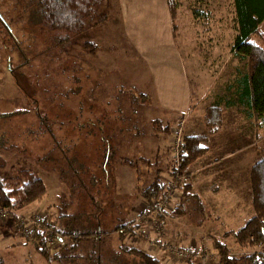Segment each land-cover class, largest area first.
<instances>
[{
  "label": "rangeland",
  "instance_id": "374dc122",
  "mask_svg": "<svg viewBox=\"0 0 264 264\" xmlns=\"http://www.w3.org/2000/svg\"><path fill=\"white\" fill-rule=\"evenodd\" d=\"M38 1L0 0L7 24L0 23V175H12L16 165L39 171L45 180L48 193L42 211L65 233L66 241L52 255L53 263L141 264L139 256L126 250L137 246L158 256L162 264H215L214 239L203 242L193 234L197 229L209 231L207 211L191 197L181 212H175L184 183H178L163 224L143 195L157 175L170 184L173 129L181 119L172 123L159 115L150 120L148 107L155 102L150 90L126 84L129 68L125 56L117 55L120 43L113 44L117 30L111 25L110 0L85 20L80 32L54 28L37 14ZM176 2L174 21L193 87L192 111L204 121L208 107L220 101L235 78L237 67L248 65L233 50L238 34L234 0ZM86 40L101 50L108 48L116 65L96 63L98 55L85 48ZM233 117L225 110L217 133L225 125L226 134L239 136L235 124L240 121ZM182 120L183 136L204 134L197 124L187 134ZM255 134L235 141L258 148L263 139L258 160L264 156V133L261 139ZM118 179L125 182L123 188ZM38 203L22 212L32 213ZM126 222L131 223L128 232L120 236L117 229ZM228 235L224 240L235 256L262 250L240 245L235 232ZM19 240L12 235L8 242ZM58 246L52 250L62 244ZM184 247L191 249L190 254L177 255L176 249ZM34 260L40 264L45 259L40 255L36 260L34 255Z\"/></svg>",
  "mask_w": 264,
  "mask_h": 264
},
{
  "label": "crops",
  "instance_id": "0c3cea01",
  "mask_svg": "<svg viewBox=\"0 0 264 264\" xmlns=\"http://www.w3.org/2000/svg\"><path fill=\"white\" fill-rule=\"evenodd\" d=\"M110 2V17L113 20L111 25L117 30V39L113 44L120 43L122 50L117 55L120 59L123 55L125 56L124 60L127 61L125 64L129 68L125 79L126 84H134L140 90H150L155 100L154 106L148 107L152 112L150 120L158 119L160 115L167 122L177 123L183 118L187 134L192 133L190 130H194L195 124L199 125L201 134L205 133L206 126L202 115L198 116L195 111H192L193 87L169 1L110 0ZM260 28L264 33V21ZM94 55H98L95 62L102 66L116 65V57L108 48L101 50L98 46ZM243 73L242 76L240 75L241 86L235 87L232 81L229 82L218 103L224 106L227 114L234 116V121H240L235 124L236 130L240 132L239 136L246 138L250 132H253L261 139L264 126L257 125L250 115L251 94L245 77L247 69ZM245 122H248L249 128ZM221 130L206 142L208 151L205 155L189 166V182L192 190L203 200V209L209 216V231L202 232L197 229L193 232L194 235L201 236L203 242L213 241L214 238L226 240L228 234L236 233L255 214L253 189L249 178L251 181V168L257 161V149L259 154L263 152L259 148L263 139L257 142L260 143L258 148H253L250 147L251 144L242 145L239 144L240 141H235V138L238 139L239 136L233 137L229 132L226 134L225 125ZM260 130L263 132L259 136ZM111 139L108 138V140ZM116 169V175H118V165ZM124 183L121 184L118 179L120 188L124 187ZM224 195L232 196L230 199H225ZM41 202L32 213L24 214L22 212L24 207L16 212L31 215L43 210L44 206ZM117 230L114 233H117ZM59 232L62 246L53 251L54 255L66 245L65 233L61 229ZM12 235H18L21 240L8 242ZM34 255L36 260H39L41 254L36 250L33 239L22 237L18 233L15 216H9L0 223V264L2 262L4 264H37ZM40 264L49 263L45 259Z\"/></svg>",
  "mask_w": 264,
  "mask_h": 264
},
{
  "label": "trees",
  "instance_id": "16d2710c",
  "mask_svg": "<svg viewBox=\"0 0 264 264\" xmlns=\"http://www.w3.org/2000/svg\"><path fill=\"white\" fill-rule=\"evenodd\" d=\"M103 1L39 0L37 14L49 20L56 29L80 32L86 27L85 20L97 12V9L103 5ZM168 1L174 20L177 15V2L176 0ZM234 5L238 34L233 43V50L237 56L248 60V66L247 68L244 66L237 67V74L231 81L235 87L241 86V76L244 74V70L247 69L245 77L246 82L249 83V92L251 94L250 115L257 125L263 127L264 33L260 26L264 21V0H234ZM106 7L108 8L109 4H106ZM95 23L98 22L95 21ZM255 37H258L262 42H258ZM84 46L91 53H95L98 48L97 44L91 40H86ZM243 80L245 81L244 76ZM144 96L146 97L147 95L145 94ZM224 111V106L219 103L210 105L204 116L206 132L202 135H187L184 137L185 154L181 156L180 173L189 176V166L208 151L206 142L210 140L211 135L220 130ZM42 118L47 120L44 116ZM11 170L13 173L10 176L3 177L0 175V206L7 207L12 214V211H17L37 201L40 202L46 197L48 187L38 171L16 165H13ZM174 171L176 172L177 170L174 169ZM251 184L255 214L244 227L236 232V237L240 245L244 247H260L262 250L243 256H235L225 240L214 238L213 245L218 252V260L215 264H264V156L258 159L251 168ZM168 188L169 184L163 180L161 175H157L155 180L143 190V195L147 199L148 204L152 206L155 198L162 196ZM191 197H195L197 202L202 207L204 206L201 197L193 192L190 182H187L182 188L179 207L175 209V212H181ZM152 211L156 212L161 224L166 221L169 215L167 210L153 209ZM130 224L126 222L119 226L120 236H125ZM57 230L59 232V229ZM31 239L38 241L36 250L49 264H53V250L48 246L47 238L42 231L37 230ZM126 250L139 256L142 261L141 264H162L158 256L145 249L130 246Z\"/></svg>",
  "mask_w": 264,
  "mask_h": 264
},
{
  "label": "built area",
  "instance_id": "2783aa9c",
  "mask_svg": "<svg viewBox=\"0 0 264 264\" xmlns=\"http://www.w3.org/2000/svg\"><path fill=\"white\" fill-rule=\"evenodd\" d=\"M181 125H177L174 130V137L172 141L173 152L175 155V162L173 164V168L177 171L172 174V179L170 180L169 189L159 198V200H154L152 204V208L154 210L161 211H169L172 209L171 201L174 199L175 194L177 193L175 190L178 187V183L186 184L189 182V178L186 174H182L179 172V168L182 163V155L185 154V140L183 136V120H180ZM151 209L148 210V212ZM16 217V223L18 227V233L22 237L32 238L37 230L42 231L44 236L47 238L48 246L52 249L58 248L60 244V234L58 232V227L56 226L55 221L49 217L44 211L40 210L31 215H23L19 214L16 211H12L7 207L0 206V223L3 222L9 216ZM156 220L152 219L150 222L154 224ZM35 244L37 245L38 241L33 239ZM177 255L190 254L191 249L188 247H184L183 249H176Z\"/></svg>",
  "mask_w": 264,
  "mask_h": 264
},
{
  "label": "flooded vegetation",
  "instance_id": "af4514ba",
  "mask_svg": "<svg viewBox=\"0 0 264 264\" xmlns=\"http://www.w3.org/2000/svg\"><path fill=\"white\" fill-rule=\"evenodd\" d=\"M0 23L2 24V23H4L5 25V27H6V21H5V18L1 15V12H0Z\"/></svg>",
  "mask_w": 264,
  "mask_h": 264
}]
</instances>
